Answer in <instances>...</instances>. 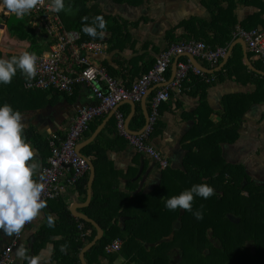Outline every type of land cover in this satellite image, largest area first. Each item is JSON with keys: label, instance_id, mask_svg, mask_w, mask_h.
I'll return each instance as SVG.
<instances>
[{"label": "crops", "instance_id": "1", "mask_svg": "<svg viewBox=\"0 0 264 264\" xmlns=\"http://www.w3.org/2000/svg\"><path fill=\"white\" fill-rule=\"evenodd\" d=\"M131 1L88 0V6L94 10L96 9L93 18L96 15H103L108 17L106 23L109 26L112 25L111 27L117 26L115 20L117 22L119 20V26H127L129 40L122 43V46H125L122 49L112 48V44L108 42L110 33L103 32V42H101L105 46L103 54L93 56L92 61L94 64L104 68L106 66L103 62H106L108 67H110V72L112 71L116 77L114 79L122 81L128 87L141 75V71H138L137 75L134 74L135 69H132L130 61L136 58L133 63L140 66L142 62L155 60L167 48L168 43L165 36L169 29L175 28L179 21L186 20L191 16L207 18L208 15L207 10L203 6L205 0H145V3L143 0H137L136 3ZM172 3L176 4L177 8L174 9ZM66 4H68L67 0ZM258 11L260 10L252 5H239L235 9V15L237 20L241 22L247 16ZM261 17L264 19V14ZM19 20H25L27 29H33L39 33L43 31L35 17L26 15L23 19H18L15 14L8 12L0 5V52L4 55L19 56L21 52L29 51L30 36L24 35L23 32L17 29H13L12 33L8 32V28L11 26L9 24ZM258 29H261V26ZM179 34L180 30L178 29L175 35ZM239 42H241V39L233 33V41L226 48L225 56L220 58L215 65H209L206 61L196 59L202 69L194 65L190 58L185 57L184 62H189L203 71L208 77H212L213 80L211 82H213V85L202 92L201 90L187 87L179 94L172 91L170 100L159 106L156 125L149 135L148 142L167 159L168 166L166 168H160L148 156L138 153L129 146L126 140L116 133V127L114 126V113L118 110L124 116L125 131L134 134L141 132L152 112L150 101L154 94L153 88L139 102H125L116 109L100 116V124L90 134L91 136L97 132L93 138L94 140L101 133L102 137L99 145L106 147V160L100 164L96 186L93 187L96 176L94 165V179L89 188L90 171L88 168L84 193L79 192L72 186L65 185L64 182L65 191L56 199L47 200L46 208L40 210L39 216L29 222L26 228L23 229L21 237L12 248L11 264H28L27 260L18 259L15 255L17 249L21 246L27 250L29 256H40L42 258L40 264H66V261L73 263L76 258L79 264H87L85 253L88 250L82 256L83 248L76 253L74 249L68 248L67 250L66 246H64L65 240L66 242L74 241V238L70 235L64 237L63 233L65 230L61 231L67 226V222L50 227L48 240L43 244L36 242L34 236L42 227L48 224L47 217L49 215L54 218V222H60L59 213L62 212V205H65L70 217L76 221L78 219L83 220V216L88 217L83 210L90 205L93 195L107 198L109 201L108 206L111 209L119 206L127 207L129 216H122L117 222L120 231H123L126 225H130V223L126 224L129 221L134 223L137 230H139L142 225L150 228L154 223L158 224L171 219L172 212L169 209L166 211L161 209L162 205H160V202L164 195L161 192L159 193V189L162 188L166 195H170L171 191L174 190L185 189L191 170L195 168L193 166L202 165V161L208 155L211 143L210 136L214 131L213 125H216L221 119L223 99L229 96L253 94L255 91V86L247 81L248 72L242 66L238 67V74H236L235 78H227L224 74L218 75V72L222 70L231 54L232 56L234 55L232 50L235 45L240 46L242 63L247 70L264 77V71L254 65L257 61H261L248 52L246 45L244 47ZM47 51L48 48L43 53ZM245 58H247L249 65H252L263 74L252 71L246 64ZM175 62L176 58H173L165 74L167 82L172 80L174 76ZM261 64L264 65L262 62ZM76 87L77 95L73 102H69L66 98L59 96L58 99L53 98L54 101L51 104L47 103V105L38 110L23 113L22 122L26 125L25 128L33 126L43 138H49V136H54L55 134L65 137L71 119L76 116L77 109L81 105L95 104V99L87 88L82 85H77ZM201 96H204V102L209 111H205L206 116L204 114V117L198 118L197 113L200 108H203L200 106ZM210 111L211 113H209ZM86 139L80 138L75 150ZM263 142L264 102L250 106L238 128L237 140L232 144H221L222 156L228 162L243 164L242 158L245 156H249L248 158L251 159L256 158L255 152L259 149L257 145ZM83 148L79 150L81 154ZM36 152L35 159L39 162L41 170L47 158L44 159L39 151L36 150ZM249 153L252 155H248ZM194 154H196V157L189 160ZM85 158L92 163L93 159L91 157ZM40 170L38 176H40ZM120 193L129 197L139 194V199H143V201L126 203L124 196L119 195ZM136 216H142L141 220L138 221ZM179 226V221L175 220L171 226L173 233L179 230ZM160 230L161 228L151 231L142 228L138 233L144 236H152L154 235L153 231L160 232ZM154 233L157 234L156 232ZM172 237L173 235L170 234L164 240L171 242ZM12 238L13 236H6L0 230V252L11 242ZM62 246H64L63 251L61 250ZM143 246L147 251L151 247L148 243H144ZM35 247L37 248L36 251H34ZM137 247L133 243L124 245L122 241V246L118 252L100 257L99 262L101 264H135L131 263L127 255L132 250H136ZM179 250L177 245H175L165 251L170 264H179L182 260Z\"/></svg>", "mask_w": 264, "mask_h": 264}, {"label": "trees", "instance_id": "2", "mask_svg": "<svg viewBox=\"0 0 264 264\" xmlns=\"http://www.w3.org/2000/svg\"><path fill=\"white\" fill-rule=\"evenodd\" d=\"M86 1L88 3V0H67L68 4H66V0H64L65 10L57 14L61 18L64 28L78 31L81 34L82 41L103 42V36L98 35L93 38L82 31L83 27L91 25L94 19L93 9L87 6ZM136 1L132 0L131 2L136 3ZM239 5H252L260 11L247 16L245 20L239 22L235 15V9ZM203 6L208 12L207 18L191 16L186 20L179 21L175 28H171L166 32L167 47L179 42L195 40L204 42L210 48H227L233 41V33L237 27L246 31L260 26L261 29H264V19L261 17L264 14V0H205ZM84 17L88 19L84 20ZM103 18L105 21L108 20L107 16H103ZM115 22L117 26L113 27L106 23V28L103 32L110 33L108 42L112 44V48L122 49L125 46H122V43L129 40L128 29L126 25L119 26V20L118 22L115 20ZM9 25H11L8 28L9 33H12L13 29H17L23 32L24 35L30 36L29 52L36 50L35 53L40 55L51 44L47 40L48 37L44 31L39 33L33 29H27L25 20H19ZM178 29L180 34L175 35ZM44 41L45 43H43ZM232 51L234 55L232 56L231 54L222 70L218 72V75L224 74L227 78H235L236 74H238V67L242 66L248 72L247 81L255 86V91L253 94L229 96L223 99L221 119L216 125H213L214 131L210 136L211 143L208 155L202 161V165L193 166L195 168L191 170L190 177L187 180L188 184L184 189H190L194 184L204 183L214 188V194L207 199L194 196L192 211L177 208L176 210H170L172 212L171 219L158 224L154 223L150 228L142 225L140 229H149V231L161 228L160 232L153 231L154 235L152 236L139 234L140 229L137 230L134 223L130 221L126 223H130V225H126L125 229L120 231L117 222L122 216H129L127 207L119 206L111 209L108 206L109 201L107 198L93 195L90 205L83 212L95 221L104 233L94 246L85 253L87 264H101L99 258L106 256L104 247L116 238L121 239L124 245L133 243L138 246L136 250H132L127 255L131 263L135 264H170L165 251L175 245L180 249L181 253L179 254L183 260L194 254L188 253L187 248H185L187 245L193 244L196 246V255L199 256L200 252L205 257V262H201V264H264V181L255 180L251 177L243 164L228 162L222 156L221 149V144H232L237 140L238 128L250 106L264 102V77L247 70L242 63L239 45H235ZM11 56L17 55H4L0 52V58L9 59ZM135 59L130 61L132 69H135V75H137L138 71H141V74L147 72L155 62V60H150L142 62L139 66L133 63ZM179 60L184 61L185 58L182 57ZM103 64L106 66L108 74L112 78H116L112 71L110 72V67H108L107 63L103 62ZM254 65L264 71V65L261 62L257 61ZM26 80V76L18 70L10 84H0V104L8 103L14 110H19L23 114L38 110L47 105V103L51 104L54 101L53 98L58 99L59 96L66 98L69 102H73L76 99L77 87L73 94L68 97L52 89L46 91L25 90L24 83ZM212 85L213 82L205 83L203 79L189 73L188 80L183 82L182 87L183 89L187 87L201 90L202 92ZM126 87L129 88L128 86ZM49 97L51 98L49 99ZM200 106L203 108L198 111V118L204 117L206 110L209 111V108L207 109L205 105L204 96H201ZM156 121L157 118L152 125V130L156 125ZM100 122L101 119L99 117L93 119L81 139L88 138ZM25 135L43 158H48L50 155L49 141L51 139L43 138L33 126L25 128ZM55 136L60 137L59 134H55ZM101 137L102 134L99 133L90 144L81 150L85 157L93 159L92 163L96 170L93 187L96 186L100 164L106 160V147L99 145ZM60 139H64V137L61 136ZM193 157H196V154L191 156L189 160ZM87 174L88 171L72 187L84 193ZM184 190H174L171 191L170 195H166L162 188L159 189V193L161 192L164 195L160 202L162 208H159L166 211V200L172 196L179 195ZM119 195L124 196L126 203L143 201V199H139V194L131 197L121 193ZM61 211L59 213L60 222H54V225L67 222V226L61 231L65 230L63 233L64 237L70 235L74 238V241L66 242L65 240L64 246H66L67 250L72 248L77 253L84 245L92 241L96 235V230L90 223L79 219L76 221L71 218L65 205H62ZM195 211H202L203 219L197 220L193 215ZM228 215H233L239 221L232 223L228 219ZM141 217L136 216V219L140 221ZM175 220L179 221L180 226L179 230L173 233L171 226ZM78 227L80 228L78 229ZM50 229L48 224L42 227L35 234V241L39 244L47 241ZM170 234L173 235L172 241L167 242L164 239ZM211 238L215 240L216 245L211 243ZM144 243L151 245L149 251L144 249ZM36 247L34 251H36ZM212 256H214L213 260L215 262L209 263ZM66 264H79V262L76 258L73 263L66 261Z\"/></svg>", "mask_w": 264, "mask_h": 264}, {"label": "built area", "instance_id": "3", "mask_svg": "<svg viewBox=\"0 0 264 264\" xmlns=\"http://www.w3.org/2000/svg\"><path fill=\"white\" fill-rule=\"evenodd\" d=\"M50 4L51 0H38L37 6L27 14L38 20L51 44L46 53L37 55V74L34 79L25 81L24 89H52L72 95L76 86L82 85L95 99V104L81 105L77 109L64 139L49 136L50 155L40 170L45 184L41 198L45 201L56 199L65 191V185L74 186L88 171V159L79 156L75 149L83 133L88 130L89 123L125 102H139L151 88L154 89L150 101L152 112L143 130L135 134L125 131L124 116L118 110L114 113L115 127L129 146L148 156L160 168H166L167 159L148 142L159 106L170 99L172 91L181 93L182 84L188 80L189 73L203 79L205 83L213 80L199 68L179 58L187 55L215 65L225 56L226 48H210L204 42L195 40L173 44L156 57L151 69L141 74L127 88L122 81L112 78L103 66L93 63V56L103 54L104 44L82 41L78 31L65 29L58 14L51 11ZM234 34L244 41L248 52L264 63V29L246 31L237 27ZM173 58L177 60L175 73L172 80L167 82L165 74ZM23 229L19 236L14 234L11 242L1 250L0 264H11L12 248L21 237ZM121 246L122 241L116 238L104 247V252L116 253Z\"/></svg>", "mask_w": 264, "mask_h": 264}, {"label": "clouds", "instance_id": "4", "mask_svg": "<svg viewBox=\"0 0 264 264\" xmlns=\"http://www.w3.org/2000/svg\"><path fill=\"white\" fill-rule=\"evenodd\" d=\"M37 4L38 0H0V5L18 19H23ZM50 9L56 13L65 10L64 0H51ZM105 28L106 21L98 15L82 31L95 38L103 36ZM37 60L36 53L27 50L9 59L0 58V84H10L18 70L28 80L34 79ZM22 120L23 114L19 110H14L8 103L0 104V230L9 237L14 234L19 236L26 223L37 218L40 210L47 206L41 198L45 184L43 176H38L40 164L35 159L37 152L25 135L26 125ZM213 194L212 186L194 184L190 189L167 199L165 207L192 211L194 196L207 199ZM193 215L197 220L203 219L202 211H195ZM47 223L49 227L54 225L51 215L47 217ZM15 255L18 259L27 260L28 264H40L42 259L40 256H29L23 246L17 249Z\"/></svg>", "mask_w": 264, "mask_h": 264}, {"label": "rangeland", "instance_id": "5", "mask_svg": "<svg viewBox=\"0 0 264 264\" xmlns=\"http://www.w3.org/2000/svg\"><path fill=\"white\" fill-rule=\"evenodd\" d=\"M193 1H198V0H193ZM143 2L145 3V0H143ZM86 4L88 6L87 1H86ZM172 6L174 9L177 8L176 4L172 3ZM95 10L93 9V14L95 13ZM43 43H45V41ZM34 52H36V50H34ZM263 143H258L257 145L259 149L257 152H255L256 158L251 159V158H248L249 156L248 157L245 156L244 157L245 159L242 158V161L245 162V163L243 162V164L247 168L250 176L253 177L255 180H260V181H264V144ZM248 155L251 156L252 154L249 153ZM185 248H187L188 253H194V254L189 255V257L184 258L183 260L180 261L179 264H197V263L201 264V262H205V257L202 256L200 252H199V256L196 255V246H194V244L187 245ZM213 258L214 256H212V259L209 260V263L215 262ZM207 262H208V258H207Z\"/></svg>", "mask_w": 264, "mask_h": 264}, {"label": "water", "instance_id": "6", "mask_svg": "<svg viewBox=\"0 0 264 264\" xmlns=\"http://www.w3.org/2000/svg\"><path fill=\"white\" fill-rule=\"evenodd\" d=\"M239 43H240L242 46L244 45V47H245V43L243 42V40H241V42H239ZM244 50H246V49H244ZM186 57L190 58V59L192 60V62L194 63V65H196V66H198L200 69H202V67L199 65V63L196 61V59H194L193 57L187 56V55H186ZM245 60H246V64L248 65V67H249L252 71H254V72H256V73H259V74H263L262 72H260V71H258L257 69H255L252 65H249V63H248V61H247V58H245ZM176 62H177V60H176ZM176 62H175V64H174V72H175ZM147 124H148V120H147V122H146V125H147ZM96 133H97V132H95L94 134H92L88 139L84 140L83 142H81V143L78 145V149L76 150V152H77V154H78L79 156L84 157V156L79 152V150H80L81 148H83L84 146H86L87 144H89V143L93 140V138L96 136ZM87 163H88V168H89V171H90V177H89V181H88V187L90 188L91 183H92V181H93V179H94V166H93V164H92L91 162H89L88 160H87ZM227 217H228V219H229L232 223H237V222H238V220H237L233 215H228ZM82 219H83L84 221L90 223V224L95 228V230H96V235H95V237L93 238V240H92L90 243H88L87 245H85V246L83 247V249H82V256H83V253H84L85 251L89 250L92 246H94V244H95V243H96V242L102 237V235H103V231H102L101 227H100L95 221L89 219V218L86 217V216H83Z\"/></svg>", "mask_w": 264, "mask_h": 264}, {"label": "flooded vegetation", "instance_id": "7", "mask_svg": "<svg viewBox=\"0 0 264 264\" xmlns=\"http://www.w3.org/2000/svg\"><path fill=\"white\" fill-rule=\"evenodd\" d=\"M236 218V217H235ZM237 219V218H236ZM238 220V219H237ZM239 221V220H238ZM210 241H211V243L213 244V245H216V243H215V240L214 239H210Z\"/></svg>", "mask_w": 264, "mask_h": 264}]
</instances>
